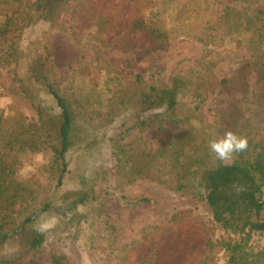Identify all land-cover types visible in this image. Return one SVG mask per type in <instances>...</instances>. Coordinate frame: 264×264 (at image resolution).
Masks as SVG:
<instances>
[{"label": "rangeland", "instance_id": "rangeland-1", "mask_svg": "<svg viewBox=\"0 0 264 264\" xmlns=\"http://www.w3.org/2000/svg\"><path fill=\"white\" fill-rule=\"evenodd\" d=\"M0 1L3 22L5 14L18 5L11 0ZM87 1L90 8L80 11L81 4ZM21 8L13 16L14 29L0 36V112L3 127L9 129L0 136V145L24 129L33 138L35 130H39L42 140H48L43 150L26 146L20 154L15 182L25 195L19 197L15 208L21 212L16 214L18 220L48 201H52V208L41 212L34 223L46 235L40 251L23 250L21 241L15 238L5 243L0 264H52L48 254L53 249L68 253L79 264H136L141 259L155 264L169 257L178 263L187 255L191 258L187 264H230L231 252L217 241L239 235L214 221L204 197L194 195L192 187L177 190L175 172H166L160 180L139 176L126 182L118 170V157L110 140L117 132L118 117L94 131L90 126L111 112L109 88L114 84H123L131 95L138 75L147 85H159L168 84L174 75L188 73L203 76L202 88L209 91L204 102L182 97L181 114L190 115L198 129L188 123L153 119L145 126L126 130L117 144H131L141 157L149 150L155 152L162 141L174 134L195 139L204 131L215 138L223 135L225 128L245 130L248 126L259 138L264 126H258L259 121L254 119L244 123L238 115L230 118L235 98L228 96L221 84L210 80L230 78L234 85H241L244 68L243 73L256 82L255 72L244 66L264 51V14L258 15L260 10L264 13V0H69L60 12L61 27L54 31L55 62L63 86H70L77 102H85L93 114L88 125L80 121L83 127L91 128L89 138L81 141L80 130L74 131L66 153L68 168L60 184L61 172L50 146L55 132L50 130V122L34 127L39 122L38 106H55L56 101L39 82H31L29 87L34 95L26 90L30 83L26 52L37 48L35 42L50 29V23L40 19L37 0ZM136 23L143 27L130 35ZM100 26L114 27L113 33L126 32L124 45L111 44L112 34L101 36L111 45L97 44L94 39ZM147 34L153 37L149 44L145 41ZM197 104L199 109L194 112ZM217 128L223 130L218 133ZM220 162L214 156L206 158L207 167ZM83 196L86 199L76 212L66 209ZM23 200L24 209L20 208ZM175 216L181 229L174 226ZM261 218L264 221V211ZM208 238L214 242L211 251ZM247 249L263 250L264 233L253 232ZM2 256L11 259L6 263Z\"/></svg>", "mask_w": 264, "mask_h": 264}, {"label": "trees", "instance_id": "trees-1", "mask_svg": "<svg viewBox=\"0 0 264 264\" xmlns=\"http://www.w3.org/2000/svg\"><path fill=\"white\" fill-rule=\"evenodd\" d=\"M11 1L18 5V8L5 14V21L0 22V36H6L14 29L13 16L30 0ZM68 1L37 0L41 7V13L38 15L40 19L50 23V29L41 33L40 39L35 42L37 48L33 52L30 51L31 49L26 52L28 55L26 67L30 80L26 90L34 95L29 87L31 82L33 84L39 82L46 86L56 101L55 106H38L39 122L35 123L34 127L40 128L46 122H50V130L55 132V141L50 146L53 149L54 162L61 172L58 184L62 183L64 173L68 168L66 153L72 144L74 131L80 130V139L85 141L91 136V132H89L91 128H94L91 129L94 131L99 126L106 127L108 123L116 121L118 117L119 123L115 127L117 132L114 136H110V140L113 142V151L118 157V170L126 182H132L139 176L160 180L166 172H175L177 190L187 191L192 187L193 194L204 197L211 206L214 221L226 230L239 235L238 238L217 241L231 252L230 264H264V249L259 252L247 249L253 232L264 233V221L261 218L264 211V127L259 138L248 126L245 130H242L241 127L234 128L235 126L225 128L232 131L234 129V132L247 136L249 146L247 151L235 156L232 162H220L215 167L206 166V158L214 155L209 153L207 147L208 141L212 138L209 134H204V131H201L195 139L174 134L171 138L162 141L155 152L152 153L149 150L141 157L133 150L131 144H117L118 137L122 136L126 130L136 126H145L153 119H158L160 122L188 123L195 130L198 129L197 125L191 122L190 115L181 114L184 105L182 97L199 98L202 100L201 102H204L209 91L202 88L203 76L195 77L188 73L174 75L168 84L159 85H147L138 75L134 79L137 87L134 92H130L131 95L128 94L129 91L123 84L122 86L114 84L109 88L113 106L111 112H107V115L95 126L91 125L90 129L88 126L83 127L80 121H84L85 124L89 123L92 118L90 113L93 110L89 111L86 103H83L82 100L77 102L74 93L69 89L70 86H63V77L55 62L54 31L61 27L59 24L60 12ZM81 5L80 11L90 8L88 1ZM263 14L262 10L258 12L259 16ZM140 24H135L129 32L130 35L137 30V27H143V24ZM99 29L98 37L94 39L99 45L123 46L127 40L126 32L113 33L114 27L112 26H100ZM109 34L114 37L111 44L101 39V36ZM152 39L153 37L147 34L145 41L149 44ZM24 52H21V57ZM19 64L21 63L19 62ZM244 67L255 72L256 82L253 83L250 77L243 73L244 68L241 70L243 74L241 85H234V80L230 78L218 79L214 77V79L210 78V81L221 84L224 92L233 100L235 98L236 102L231 109L232 113L229 114L230 118H232L231 115H238L244 123L254 119V121H259L258 126H264V51L259 52L255 60ZM252 87L254 88L252 89ZM237 94L239 95L236 96ZM199 106L197 104L194 107V112L198 111ZM44 116H47L48 119H44ZM2 120L3 115L0 112V136L9 132V129L3 127ZM199 122L201 126H204L201 118H199ZM221 130L223 129L217 128L218 133ZM27 132L28 129H24L15 138H9L4 142V146L0 145V252L7 241L17 238L21 241L23 250H32L36 253L40 251L46 240L44 231L34 227V223L41 212L51 210L52 201L46 202L42 208L27 214L22 220H18L16 215L21 213L20 209L15 208L19 197L25 195L24 189L22 188V193L20 186L15 182L16 164L20 154L26 146L43 150V145L48 141L47 139L42 140L39 130H35L38 135L36 134L34 138L31 133ZM22 136H27L28 140ZM85 199L86 196H83L76 203L68 204L66 209L76 212V208L78 209L79 204H83ZM24 201L26 203V200L21 201L20 208L22 209L26 207ZM176 217L174 226L176 229L178 227L181 229V223L176 220ZM192 226L196 227L195 224ZM196 228V230H201L199 226ZM164 243L165 241H162V245ZM207 244L209 247L212 246L209 250L211 251L214 245L213 240L208 238ZM170 249L173 250V248ZM48 255L52 264H79L64 251L53 249ZM5 257L2 256L1 260L8 263L11 257ZM163 260L155 264H187L191 258L187 255L178 263H174L170 257L163 258ZM146 263L148 262L141 259L136 264Z\"/></svg>", "mask_w": 264, "mask_h": 264}, {"label": "clouds", "instance_id": "clouds-1", "mask_svg": "<svg viewBox=\"0 0 264 264\" xmlns=\"http://www.w3.org/2000/svg\"><path fill=\"white\" fill-rule=\"evenodd\" d=\"M248 146V137L232 130H227L223 135L210 139L207 144L209 153L221 162L234 160L235 155L247 151Z\"/></svg>", "mask_w": 264, "mask_h": 264}]
</instances>
